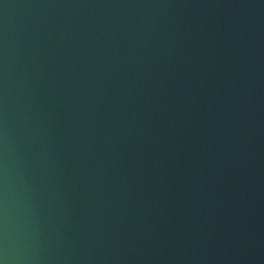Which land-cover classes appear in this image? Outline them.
Here are the masks:
<instances>
[{
    "label": "water",
    "instance_id": "water-1",
    "mask_svg": "<svg viewBox=\"0 0 264 264\" xmlns=\"http://www.w3.org/2000/svg\"><path fill=\"white\" fill-rule=\"evenodd\" d=\"M0 264H264V0H0Z\"/></svg>",
    "mask_w": 264,
    "mask_h": 264
}]
</instances>
